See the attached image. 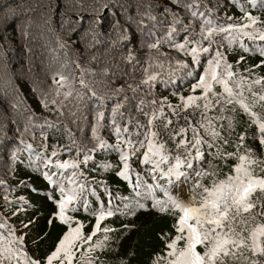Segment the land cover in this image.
<instances>
[{"label":"snow or ice","instance_id":"1","mask_svg":"<svg viewBox=\"0 0 264 264\" xmlns=\"http://www.w3.org/2000/svg\"><path fill=\"white\" fill-rule=\"evenodd\" d=\"M227 4L248 23H234L219 0H0V173L14 176L34 163L39 173L29 175L48 186L56 181L59 201L77 170L101 169L113 155L121 182H130L132 161L141 171L170 163L166 150L176 167L187 157L192 169L187 137L200 113L188 101L202 97L182 93L207 91L221 67H231L225 58L234 41L224 37L260 23L253 13L264 0ZM0 188L13 191L6 181ZM203 191L198 206L176 205L183 227L174 231L190 242L179 255L169 252L170 264H264V180L229 175ZM0 199L11 203L7 194ZM111 199L109 189L105 202ZM53 207L67 214L60 203ZM4 227L0 221V233ZM10 231L23 235L14 225Z\"/></svg>","mask_w":264,"mask_h":264},{"label":"trees","instance_id":"2","mask_svg":"<svg viewBox=\"0 0 264 264\" xmlns=\"http://www.w3.org/2000/svg\"><path fill=\"white\" fill-rule=\"evenodd\" d=\"M219 2L224 4L225 15L233 17L234 23H248L240 11L228 6L227 0ZM244 7L247 10V4ZM254 14H260V23L250 28L235 30L224 37L225 40L231 37L234 41L233 46L227 49L225 58V63H230L231 67L227 70L221 67L217 76L208 81L207 91L190 93L185 89L182 93L184 97H202L198 104L188 101L193 104V110L200 113L196 117L197 122L190 126L187 137V144L190 145L187 151L193 168H188L187 157L182 158L180 166L176 167V156L166 150L165 154L169 156L170 163L160 161L159 169L146 170L149 172L147 179L153 175L160 177L162 172L173 169L167 181L154 179L150 182L157 196L170 201L167 208L158 212L153 203L140 199L142 192L138 193V197L130 191L127 184L116 178L115 173L120 165L115 155L108 157L107 160L111 163L105 161L101 169H87L84 172L77 170L73 176L70 187L78 186L82 182L85 190L76 202L68 203L67 212L73 211L77 214L85 208L86 213H89L88 206L92 204V198L96 197L94 194L99 192L98 189H102L104 193H109V189L111 194L118 193L115 203L108 207L101 206L89 220L79 218L76 225L75 218H63L64 213L53 207L57 204L53 202L54 186H47L41 192V180L37 179L36 175H29L30 172L39 173L34 163L31 167L25 164L24 168L17 169L14 176L11 175L12 169H9L7 176L0 173V184L6 181L8 186L13 187V191L7 193L5 189L0 188V197L7 194L11 201L9 204L0 199V221L5 225L3 233H0V257L6 258L5 264L9 261L11 264H170L174 257L169 256V252L179 255L190 242L186 240L185 233L174 231L178 226L183 227L176 223L180 220L176 205L183 206L179 194L191 191L184 181L177 182L175 172L192 175L201 165L207 164V176L216 184L230 175L229 166L240 160V149H245V152L250 154L248 169H235L234 176L248 178L253 183L264 180V149L259 146V141L264 139V132L258 129L257 134H251V123L237 109L232 107L222 111L218 106V99L235 98L239 102V108L251 115V106L255 108L256 104L262 110L260 123L264 124V7ZM245 32L248 33L247 36L244 35ZM240 42L244 44L243 49ZM238 57H243L239 63ZM171 104L180 107L177 100L171 99ZM193 132L197 134L195 137ZM235 132L239 133L236 140L238 144L233 147ZM194 149L199 152V156L194 154ZM130 167L132 172L140 169L136 161H132ZM217 167L224 169L225 173L214 179V169ZM255 172L258 173L254 175ZM125 175H128L127 172ZM28 180L33 181V187L27 183ZM88 188L92 189L93 194L87 193ZM202 194L203 199L205 195ZM57 195L60 201L63 196L59 192ZM44 197L51 199L52 203H48ZM34 198L43 204L37 213V220L40 222L36 223L32 222L33 216L30 215L34 209ZM54 200L58 201L55 197ZM200 202L197 199L189 208L198 206ZM125 204L128 207H124ZM140 205L143 207H139ZM54 209L56 214L59 210V218L65 220L41 222L47 216L50 218ZM23 212L26 213L24 217ZM5 216L8 217L7 220L4 219ZM65 224L71 226L70 232L65 231ZM13 225L16 232L28 236L30 244L21 242L11 233ZM177 239L179 244L176 243ZM169 244L174 247H166ZM11 249L14 254L10 257Z\"/></svg>","mask_w":264,"mask_h":264},{"label":"rangeland","instance_id":"3","mask_svg":"<svg viewBox=\"0 0 264 264\" xmlns=\"http://www.w3.org/2000/svg\"><path fill=\"white\" fill-rule=\"evenodd\" d=\"M253 15L257 16L254 13H253ZM258 17H260V14L258 15ZM218 106H219V108H221L222 111H224L227 108H232V107L237 109L242 115L245 116V119L251 123V134L252 133H253V135L257 134L258 129H261L262 132H264V124L260 123L262 110L256 104H255V108L251 106V115L248 113H244V111H242L239 108V102L236 101L235 98L218 99ZM238 134H239L238 132H235V134L233 135V139L235 140V142H233V147L238 144V142L236 141ZM258 140L259 139L257 137V141ZM259 146L262 147V149H264V139L262 141H259ZM240 153H241L240 160L237 161V163L231 164L229 166V169L231 171L230 175H232V176H234V170L235 169H237V170L248 169V161L250 159V154L246 153L245 149H240ZM256 153H257V151L255 152V155H256ZM197 169H199V168H197ZM214 172H215L214 179H217L225 173V170L220 168V167H217L216 169H214ZM137 173H139L138 178L136 175ZM194 173L192 175L185 174V175L189 176L191 179L187 184L185 182H183L186 186H188L191 189V191L190 190H188L186 192L183 191L182 194H179L182 198L183 206H185V207H189L190 205L196 203L197 199L200 202L202 199L201 194L203 192L204 187L205 186L211 187L213 185L212 178L210 176H207L208 175L207 174V164H203L200 166L199 179H197V177L194 175ZM257 173L258 172H255L254 175H256ZM148 174H149V172H147L146 170L141 171V169H139V170L133 171L131 173L130 182H124V183L127 184V187L130 189V191L133 192L138 197H139L138 193L142 192V198H140V199L153 203L155 209L158 212H161V211H163L164 208L165 209L167 208V206L170 204V201L168 199L163 198V197H159L154 193L150 183L148 182V178L146 179ZM27 183H29V185L31 187L34 186V183L32 180H28ZM55 183H56V181H53L52 186H55ZM39 186H40L41 192H43L48 185H46L41 180ZM65 189L66 190H65L64 194L62 195L63 197H61L60 201H55L54 197H53V202L54 203H60L61 206H63V207H66L68 205V203H69L68 197L69 196H71L72 202H76L78 200L79 195H81L84 192L85 187H84V185H82V182H81L78 186H75L73 188L70 187V185H65ZM88 189L89 190L87 191V193L93 194L92 189L91 188H88ZM98 190H99V192L97 194H94V195H96V197L92 198V204L90 206H88L89 213H86V209L84 208L81 212H79L77 214L74 213L73 211L67 212V214L64 213V215H62V217L63 218H66V217L75 218L76 219L75 225H76L78 222L77 220L79 218H86L87 220H89V218L93 217L95 215V213H97L99 211L98 209L101 206L108 207L111 203H115L114 200L117 199V197H118L117 192L112 194L111 203L109 204V203L105 202V199L107 198L109 193H104L102 191V189H98ZM202 195H205V193ZM86 200H88V198ZM33 203H34V206H33L34 209H33L32 213H30V215L33 216L32 222L33 223L40 222V220H37V218H38L37 213L40 211L39 209H41L43 204H42V202L38 201L36 198L33 199ZM55 210L56 209H54V211L51 212L50 218L47 216L44 220H41V222L48 221L49 223H52L53 221H56V222L59 221L60 222V221L65 220V219L59 218L60 212L58 210V212L56 214ZM161 215H163V213H161ZM24 216H26L25 212L22 213V217H24ZM81 220H84V219H81ZM19 239L21 242H27L30 244V240H28L29 239L28 236L22 235V236H20ZM13 254H14L13 249H11L10 257L13 256Z\"/></svg>","mask_w":264,"mask_h":264}]
</instances>
